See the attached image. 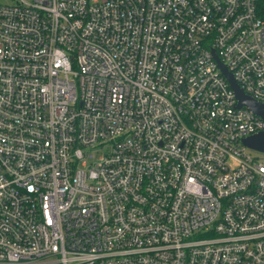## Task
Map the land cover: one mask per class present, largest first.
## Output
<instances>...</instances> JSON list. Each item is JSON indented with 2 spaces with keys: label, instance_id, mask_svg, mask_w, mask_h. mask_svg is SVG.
I'll use <instances>...</instances> for the list:
<instances>
[{
  "label": "built area",
  "instance_id": "built-area-1",
  "mask_svg": "<svg viewBox=\"0 0 264 264\" xmlns=\"http://www.w3.org/2000/svg\"><path fill=\"white\" fill-rule=\"evenodd\" d=\"M260 4L0 2V264H264Z\"/></svg>",
  "mask_w": 264,
  "mask_h": 264
},
{
  "label": "water",
  "instance_id": "water-1",
  "mask_svg": "<svg viewBox=\"0 0 264 264\" xmlns=\"http://www.w3.org/2000/svg\"><path fill=\"white\" fill-rule=\"evenodd\" d=\"M216 58L218 59L217 56ZM220 66L235 91L236 97L239 101L238 106H246L250 108L255 114L261 116L264 119V103H261L250 95L246 94L228 68L222 62H220ZM243 142L246 147L264 153V131L246 137Z\"/></svg>",
  "mask_w": 264,
  "mask_h": 264
},
{
  "label": "rangeland",
  "instance_id": "rangeland-1",
  "mask_svg": "<svg viewBox=\"0 0 264 264\" xmlns=\"http://www.w3.org/2000/svg\"><path fill=\"white\" fill-rule=\"evenodd\" d=\"M26 1H29V0H26ZM1 3H7V4H12L15 2V0H0ZM102 151H93L92 154H93V159H96L98 158V156L101 154ZM255 155L259 156V157H262V154L259 153L258 151H255L253 152Z\"/></svg>",
  "mask_w": 264,
  "mask_h": 264
},
{
  "label": "trees",
  "instance_id": "trees-1",
  "mask_svg": "<svg viewBox=\"0 0 264 264\" xmlns=\"http://www.w3.org/2000/svg\"><path fill=\"white\" fill-rule=\"evenodd\" d=\"M260 14L264 18V0H261V4H260Z\"/></svg>",
  "mask_w": 264,
  "mask_h": 264
}]
</instances>
